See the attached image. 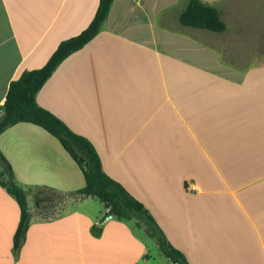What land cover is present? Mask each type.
<instances>
[{
    "label": "crops",
    "instance_id": "obj_1",
    "mask_svg": "<svg viewBox=\"0 0 264 264\" xmlns=\"http://www.w3.org/2000/svg\"><path fill=\"white\" fill-rule=\"evenodd\" d=\"M188 1L114 0L99 35L60 64L36 101L94 145L106 174L145 205L189 264H264V0H201L227 30L180 29L178 43H158L156 34L176 35L165 13L182 3L179 17ZM98 4L0 0V118L10 83L84 31ZM128 12L142 16L125 30L119 19ZM143 27L152 37H137ZM0 151L26 191L85 186L41 127L8 128ZM44 203L29 208L14 252L20 209L0 186V264H138L149 254L128 222L111 216L97 227L85 210L56 214Z\"/></svg>",
    "mask_w": 264,
    "mask_h": 264
},
{
    "label": "trees",
    "instance_id": "obj_2",
    "mask_svg": "<svg viewBox=\"0 0 264 264\" xmlns=\"http://www.w3.org/2000/svg\"><path fill=\"white\" fill-rule=\"evenodd\" d=\"M113 3L114 0H99L94 18L84 31L63 40L42 68L23 71L18 79L10 83L5 103L1 108L0 135L19 123H30L44 129L60 142L84 175L85 186L70 193L74 198L79 201L87 198L99 199L107 210L105 217L113 216L122 222L135 220L138 227H144L148 235L156 240L161 253L171 264H189L186 256L171 244L145 205L106 174L94 145L84 136L73 132L62 120L39 106L36 101L38 92L60 64L99 35ZM178 20L187 28L214 33H224L227 30L221 12L201 0H189ZM0 186L15 199L20 209V219L13 239V251L16 252L21 247L31 220L27 201L30 190L26 191L16 183L12 167L1 151ZM39 189L62 194L46 187ZM35 200L36 208H40L45 198L36 197ZM53 215L54 211L49 214ZM99 233L100 230L95 227V234Z\"/></svg>",
    "mask_w": 264,
    "mask_h": 264
},
{
    "label": "rangeland",
    "instance_id": "obj_3",
    "mask_svg": "<svg viewBox=\"0 0 264 264\" xmlns=\"http://www.w3.org/2000/svg\"><path fill=\"white\" fill-rule=\"evenodd\" d=\"M182 6L183 5L181 3L180 6L171 8L165 13L169 18V23L171 27H176V30L174 31L176 35H174L173 33H170L169 36L168 35L159 36L156 34L154 36H155V39L158 41V43L161 44V42L165 38H167L171 42L178 43L179 42L178 38L180 36L179 34L181 31L180 29H184V31H198V30H191L189 28H181V25L178 21L177 14L178 12H180ZM120 16L121 17L119 21L121 22V27L124 28L125 30H128V29L135 27L134 22L137 20L136 17L140 18L142 16V13L140 12L139 14L137 15L135 14L133 16L128 12L126 15H120ZM141 21L143 22V19H141ZM154 22L159 24L161 22L160 18H155ZM141 31H144L145 34L138 35L137 37L147 38L148 29L146 27H143L142 29H140V32ZM150 31H152V29ZM155 31L158 32L159 30L155 29ZM148 37H152V36H148ZM257 53L259 52H256L254 50L251 52L250 55H256ZM30 194L33 197L32 199L29 200L30 210H34V209L35 211L37 210L35 206V202H36L35 199L36 197H42V198H45L44 202L49 203V204L46 203L47 206L50 207V206H53V204L56 205L57 208H55L54 210L56 214H60V213L64 214L65 212H68V211L85 210L91 215L98 217L99 222L96 223L97 227H98V224H100V222L106 218L104 214V206L101 203V201L97 198H87L82 201H79L77 198H74L71 194H57V193H54L48 190H42L39 188L30 189ZM43 205H45V203ZM128 225L131 227V230L134 232V235L138 239L144 242L147 248V252L149 253L146 258L141 257V259L138 261V264H171L170 261L161 253L156 240L151 238L148 235L144 227H138L136 225L135 220L129 221Z\"/></svg>",
    "mask_w": 264,
    "mask_h": 264
},
{
    "label": "water",
    "instance_id": "obj_4",
    "mask_svg": "<svg viewBox=\"0 0 264 264\" xmlns=\"http://www.w3.org/2000/svg\"><path fill=\"white\" fill-rule=\"evenodd\" d=\"M111 216H109L108 218H110Z\"/></svg>",
    "mask_w": 264,
    "mask_h": 264
},
{
    "label": "built area",
    "instance_id": "obj_5",
    "mask_svg": "<svg viewBox=\"0 0 264 264\" xmlns=\"http://www.w3.org/2000/svg\"><path fill=\"white\" fill-rule=\"evenodd\" d=\"M107 219H109V218H107Z\"/></svg>",
    "mask_w": 264,
    "mask_h": 264
}]
</instances>
